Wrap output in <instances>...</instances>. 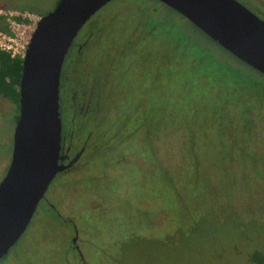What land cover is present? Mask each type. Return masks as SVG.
Segmentation results:
<instances>
[{"label": "rangeland", "instance_id": "374dc122", "mask_svg": "<svg viewBox=\"0 0 264 264\" xmlns=\"http://www.w3.org/2000/svg\"><path fill=\"white\" fill-rule=\"evenodd\" d=\"M7 1L40 17L59 2ZM93 29L84 69L119 64L111 144L99 125L90 162L56 175L0 264H250L264 252V76L156 0H114ZM17 114L0 98V181Z\"/></svg>", "mask_w": 264, "mask_h": 264}, {"label": "water", "instance_id": "95a60500", "mask_svg": "<svg viewBox=\"0 0 264 264\" xmlns=\"http://www.w3.org/2000/svg\"><path fill=\"white\" fill-rule=\"evenodd\" d=\"M114 0H59L32 34L19 83V118L0 181V261L19 241L62 164L59 84L83 26ZM264 76V21L236 0H156Z\"/></svg>", "mask_w": 264, "mask_h": 264}, {"label": "flooded vegetation", "instance_id": "af4514ba", "mask_svg": "<svg viewBox=\"0 0 264 264\" xmlns=\"http://www.w3.org/2000/svg\"><path fill=\"white\" fill-rule=\"evenodd\" d=\"M236 1L264 21V0ZM6 7L4 6V8ZM0 9H3V7L0 6ZM82 29L74 39L64 61L65 63L68 56H70L75 66L72 69L68 66L66 69V64H63L60 76V155L63 157L62 164L72 163L69 168L61 173L77 169L81 165L90 162L89 159L86 162L84 160L87 154L92 157L97 151V149H94L92 134L95 133L99 125L103 127V132L99 136L100 143L103 147H109L111 143L107 139L110 135V128H112V118L108 112L109 104L112 100L114 101L119 92L120 75L114 74V69L119 64L110 55L101 56V58L107 57V63L102 64L100 59L96 66L90 68L88 66V69H84L85 65L89 64L90 54L88 57L86 55L92 52L90 44L93 43L92 38L96 30L82 33ZM94 45H96V42ZM116 124L117 122L113 119V126ZM107 128L109 129L107 130ZM96 136L94 137L96 138ZM77 239L74 238L70 242L72 244L70 250L73 252H77L79 246Z\"/></svg>", "mask_w": 264, "mask_h": 264}, {"label": "built area", "instance_id": "2783aa9c", "mask_svg": "<svg viewBox=\"0 0 264 264\" xmlns=\"http://www.w3.org/2000/svg\"><path fill=\"white\" fill-rule=\"evenodd\" d=\"M6 31L0 30V51L10 58L23 59L40 16L28 11H0Z\"/></svg>", "mask_w": 264, "mask_h": 264}, {"label": "trees", "instance_id": "16d2710c", "mask_svg": "<svg viewBox=\"0 0 264 264\" xmlns=\"http://www.w3.org/2000/svg\"><path fill=\"white\" fill-rule=\"evenodd\" d=\"M0 30L6 31L2 17H0ZM21 72L22 60L19 58L12 59L7 53L0 51V98H5L13 102L17 110H19V83ZM18 118L19 114L15 117V123ZM249 263L264 264V252L254 251L249 258Z\"/></svg>", "mask_w": 264, "mask_h": 264}]
</instances>
